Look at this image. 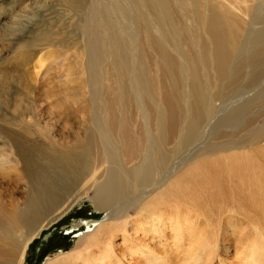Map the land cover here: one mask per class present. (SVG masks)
I'll list each match as a JSON object with an SVG mask.
<instances>
[{"label":"bare ground","instance_id":"obj_1","mask_svg":"<svg viewBox=\"0 0 264 264\" xmlns=\"http://www.w3.org/2000/svg\"><path fill=\"white\" fill-rule=\"evenodd\" d=\"M130 1L135 5V10L129 8L135 12L131 23L137 43L134 48L123 42L105 9L95 7L93 0H58L62 9L55 11L58 18L48 25L61 38L63 33L77 31L85 42L84 61L77 62L75 71L81 86L78 97L89 101L90 128L81 138L63 145L34 123L30 127L33 134L28 136L44 147L24 152L15 148L12 160L10 147L5 143L0 147V177L13 175L25 190L20 204L11 199L9 206H0V264H25L32 241L85 200L105 213V220L85 232L72 253L45 264H124L125 259L112 250L111 240L114 235L125 236L126 226L135 223L128 211L138 213L137 220L158 240L161 213L164 208L174 212L171 230L178 242L180 201L189 194L206 188L216 196L225 178L259 183L253 172L264 170L259 161L263 155H248V149L244 152L234 147L224 149L225 154L217 150V156L212 152L199 155L185 170L184 165L182 170L174 165L173 173L168 167L180 147L194 141L218 108L215 102L223 81L230 77L235 81L254 66L252 60L261 52L254 41L258 44L261 36L243 46L239 43L252 11L259 9L264 16V0ZM43 8L36 11L40 19L54 11ZM53 30L45 42L57 40ZM239 50L248 55L242 69L238 66L231 74L229 65ZM258 193L253 189L248 195L255 199ZM93 247L101 248L99 254L91 252ZM140 247L130 243L126 249L130 256L135 253L144 258V264H166Z\"/></svg>","mask_w":264,"mask_h":264},{"label":"rangeland","instance_id":"obj_2","mask_svg":"<svg viewBox=\"0 0 264 264\" xmlns=\"http://www.w3.org/2000/svg\"><path fill=\"white\" fill-rule=\"evenodd\" d=\"M129 1L93 0V5L105 9L112 27L123 37V42L134 48L137 43L133 39L134 27L131 23L135 12L130 9H134L135 5ZM58 3V0H0V147L3 143L10 147V160L14 159L15 148L24 152V149L30 151L31 147H44L41 142L28 136V133L33 134L30 127L34 123L38 128L50 131L53 140L63 145L81 138L84 131L90 128L89 101L78 97L81 86L79 74L75 71L77 62L84 61L85 42L77 31L76 34L63 33L61 38L48 25L58 18L55 11L62 9ZM41 8L54 11L42 20L40 13L36 12ZM254 11L239 43L243 46L258 35L261 36L258 44L257 40L254 41L255 47L259 45L261 49L252 60L254 66L236 76L238 79L235 81L232 77L223 81L222 92L215 102V107L220 109L215 108L214 113L205 120L193 142L180 147V152L170 161L172 166L168 164L170 172L175 171L171 170L174 165L175 168L184 165L185 170L199 155L201 157L212 152L217 156L225 154L224 149L234 147L233 150L237 148L239 151L242 148L241 151L245 152L248 149V155H257L259 158L263 155L264 158V153L261 154L264 151V16L259 9V12L256 11L258 15ZM52 30L57 40L47 43L44 38L49 37ZM25 40L29 41L31 47L27 46ZM247 55L240 50L236 52L229 65L231 74L238 66L242 69L243 59ZM134 58H131L133 64ZM132 88L135 90L134 86ZM233 112L241 113L237 115ZM217 150L221 153L217 154ZM262 159L259 161L264 163ZM253 174L258 179L257 185L261 183L259 187L254 183L249 185L240 180L225 178L216 196L202 188L189 194L182 203L180 201L178 242L173 240L174 232L171 230L174 212L164 208L161 213L159 222L162 234L158 240L152 239L147 225L137 220L140 217L138 213L128 211L135 223L126 226L125 236L112 237V250L116 256L125 259L124 264H144V258L138 254L130 256L126 249L130 243L133 247L141 246V249L149 250V254H152L150 256H157L166 264H264V170H256ZM21 182L13 175L0 177V206H9L11 199H17L19 204L23 201L25 190ZM203 189L207 193L206 190L203 193ZM253 189L261 193V198L258 195L259 198L255 200L248 195ZM105 215L97 211L91 201L85 200L75 205L68 215L32 241L25 264H45L47 260L72 253L80 238L102 223ZM99 250L101 248H91L95 254H99Z\"/></svg>","mask_w":264,"mask_h":264}]
</instances>
